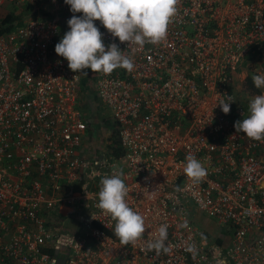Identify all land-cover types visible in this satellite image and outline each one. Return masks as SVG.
Instances as JSON below:
<instances>
[{
    "label": "built area",
    "instance_id": "built-area-1",
    "mask_svg": "<svg viewBox=\"0 0 264 264\" xmlns=\"http://www.w3.org/2000/svg\"><path fill=\"white\" fill-rule=\"evenodd\" d=\"M6 3L28 15L0 32V264H264V140L234 128L264 94L245 88L264 74V0H178L166 39L143 48L94 21L134 68L93 72L92 86L54 51L70 17L59 16L64 0ZM91 95L108 112H97L96 128ZM228 96L224 114L216 104ZM112 135L119 155L103 151ZM188 155L207 170L199 182L183 172ZM114 168L145 218L144 236L128 245L96 207ZM195 210L228 231L226 246ZM161 224L169 251L143 250Z\"/></svg>",
    "mask_w": 264,
    "mask_h": 264
},
{
    "label": "clouds",
    "instance_id": "clouds-1",
    "mask_svg": "<svg viewBox=\"0 0 264 264\" xmlns=\"http://www.w3.org/2000/svg\"><path fill=\"white\" fill-rule=\"evenodd\" d=\"M64 3L70 6L72 13L81 15L68 19L69 30L56 43L55 53L67 61L73 73L90 69L108 75L117 68L131 72L134 62L115 43L104 44L94 21L98 20L120 42L143 48L146 43L155 45L166 39L168 26L177 14L178 0H64ZM251 79L257 89H264V74H255ZM231 100V96L227 101L219 98L216 105L228 114ZM234 128L251 140H264V94L250 99L248 115L235 121ZM185 159L183 172L192 181L199 182L207 175L206 168L194 155ZM122 175L114 168L112 175L100 179L96 207L111 217L115 222L114 235L122 245H128L141 240L146 226L145 218L127 203L129 189ZM167 229V224H161L154 237L145 242L143 250L156 254L168 252ZM187 250L196 251L194 245H189ZM217 264L224 262L221 260Z\"/></svg>",
    "mask_w": 264,
    "mask_h": 264
},
{
    "label": "trees",
    "instance_id": "trees-1",
    "mask_svg": "<svg viewBox=\"0 0 264 264\" xmlns=\"http://www.w3.org/2000/svg\"><path fill=\"white\" fill-rule=\"evenodd\" d=\"M28 13L25 10H21L20 12L16 13L14 11H9L6 12L0 19V32H3L5 30L8 29L7 25L11 24L14 20H17L19 23H21L24 19L25 16H27ZM95 25L99 28V30L101 29V25L95 23ZM68 30L67 28L64 30V33H66ZM64 35V34H63ZM63 37V36H62ZM61 40V39H60ZM82 73V79L85 82V84L87 86H92V82H93V72L90 71L89 69H84L81 71ZM84 73H86L87 75H85ZM246 85L245 88L247 90V92L249 94H254L257 89H255L253 83L251 82V79H247V81H245ZM93 95H91L92 97ZM105 153L107 155H119L121 154V149L118 146V140L117 138H115L114 135H112L111 137L109 136L106 141H105ZM198 210L193 211V217H195V213ZM212 238L216 239L217 243L222 244L223 246H226L228 244V240L224 241L222 238L219 237H214L211 236ZM219 239V240H218Z\"/></svg>",
    "mask_w": 264,
    "mask_h": 264
},
{
    "label": "rangeland",
    "instance_id": "rangeland-1",
    "mask_svg": "<svg viewBox=\"0 0 264 264\" xmlns=\"http://www.w3.org/2000/svg\"><path fill=\"white\" fill-rule=\"evenodd\" d=\"M2 9L5 10L4 11L5 13L9 12V11H14V12L18 13L21 11V8H18L17 6H15L13 4H9V3H6L4 6H2L0 12L2 11ZM67 15H69L70 17L64 19V23H65L64 27L67 28V30H69L68 24H67L68 19H70L73 15L80 16L81 14L80 13H75V14L72 13L70 11V7H69L68 11L66 13H60L59 16L61 18H63V17L65 18V16H67ZM99 111H100V113H99L100 117H103V115H106L108 113V112H106V113L102 114L103 112H105V110H103V109H101ZM95 128H96V126H95ZM100 141H101L100 138L97 136L96 133H94L93 134V140L89 144L92 147L100 146L99 145ZM96 153L100 154L101 151L96 150ZM193 218H194V221L196 222V224L200 228L205 229L210 234V236H215V235L219 234V235H221V237L223 238L224 241L228 240V237H229L228 231L225 228H221L220 225L215 220H213L211 217H208L206 214H204L203 212L198 210V211H196L195 217H193ZM219 230H222V231H219Z\"/></svg>",
    "mask_w": 264,
    "mask_h": 264
},
{
    "label": "crops",
    "instance_id": "crops-1",
    "mask_svg": "<svg viewBox=\"0 0 264 264\" xmlns=\"http://www.w3.org/2000/svg\"><path fill=\"white\" fill-rule=\"evenodd\" d=\"M2 6H4V4H3ZM2 6H0V10H1V7H2ZM4 11H5V10L2 9V11L0 12V19H1V17L5 14ZM65 29H66V28H65ZM243 75H244V74L240 75V77H242ZM95 102H97V101H96V99L92 96L89 104L91 105V107H93V108H92V111L95 113L94 116H96V118H95V123H96V122H97V119H98L97 116H98V114H99V113L97 114V112H99V110H100L101 108L98 109V107H97V105H96ZM87 108L90 109L89 106H87ZM95 126L98 127V124L96 123ZM94 132H96V133L98 134L97 131H94ZM99 133H100V132H99ZM93 134H94V133H93ZM92 140H93V136H92L91 141H92ZM90 146H91V145H90ZM91 148H92V149H94V148L97 149V148H99V146H96V147H92V146H91ZM103 151L105 152V147H104ZM220 227H221V226H220ZM221 228H223V227H221ZM204 230H205V229H204ZM205 231H206V230H205ZM219 231H222V230H219ZM208 234H209V233H208ZM209 235H210V234H209ZM214 237L222 238L221 235H219V234H218V235H215ZM222 239H223V238H222ZM218 240H219V239H218Z\"/></svg>",
    "mask_w": 264,
    "mask_h": 264
},
{
    "label": "water",
    "instance_id": "water-1",
    "mask_svg": "<svg viewBox=\"0 0 264 264\" xmlns=\"http://www.w3.org/2000/svg\"><path fill=\"white\" fill-rule=\"evenodd\" d=\"M60 262H62V260Z\"/></svg>",
    "mask_w": 264,
    "mask_h": 264
}]
</instances>
